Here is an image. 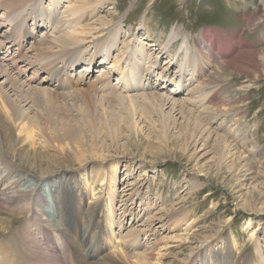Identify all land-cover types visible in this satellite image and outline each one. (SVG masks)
Masks as SVG:
<instances>
[{
    "label": "bare ground",
    "instance_id": "6f19581e",
    "mask_svg": "<svg viewBox=\"0 0 264 264\" xmlns=\"http://www.w3.org/2000/svg\"><path fill=\"white\" fill-rule=\"evenodd\" d=\"M43 1L0 0V28L6 27L0 37V264H67L68 252L74 264L187 262L173 252H191L194 234L180 238L173 250L167 239L155 240L153 247L141 243L143 235L147 240L156 238L151 226L154 220H161L162 212L156 219L146 216L148 197H140L144 205L139 209L133 206L138 191L128 187L118 190L122 166L108 156L115 144L108 147L106 138L114 143L125 130L136 133L137 115L153 125L159 122L163 136L171 127L178 129V116L186 119L187 111V116H195V110H187L172 91L165 92L164 83L157 85L152 78L173 82L175 90L186 76L191 85L201 75L211 80L216 75L206 70L209 63L220 73L224 63L219 64L218 59L229 57L221 44L228 50L239 46L205 31L192 43L173 30L161 44L150 43L153 50H148L142 39L131 45L125 39L120 47L119 23L98 17L97 5L107 0H69L64 10L62 0H50L47 8ZM243 1L248 11L256 0ZM143 22L146 27L147 17ZM145 36L151 35L147 32ZM29 39L32 45L27 48ZM165 54L169 59L160 70ZM82 61L86 62L85 73L74 75L72 70ZM175 64L178 77L170 72ZM96 67L101 69L100 75L92 80ZM114 72L120 76L116 85L111 82ZM210 82L192 85L195 97H189L191 105L210 96ZM220 113L203 115L210 122ZM205 130L192 136L195 148L200 141L202 147L208 143L211 135L204 138ZM220 139L223 155L237 149L224 137ZM45 186L49 199L42 193ZM51 211L59 217L56 222L51 220L56 216ZM178 214H165L172 227L183 220ZM128 216L131 223L126 226ZM186 229L191 231L192 226ZM221 253L214 254L216 263L235 259L233 264H245L230 250L229 259L228 253Z\"/></svg>",
    "mask_w": 264,
    "mask_h": 264
},
{
    "label": "rangeland",
    "instance_id": "374dc122",
    "mask_svg": "<svg viewBox=\"0 0 264 264\" xmlns=\"http://www.w3.org/2000/svg\"><path fill=\"white\" fill-rule=\"evenodd\" d=\"M68 1H61L62 10L65 9ZM49 4L50 0L43 1L45 8ZM97 7L98 17L106 16L119 23L122 31L118 36L120 47L125 39L129 45L142 39L145 47L153 50L149 48L150 43L161 44L168 39L173 30L180 31L182 37L191 39L192 43L205 31L219 34L224 43L233 40L236 46H239L228 50L225 49L224 44H221V50L229 54V57L218 59L219 64L224 63V70L218 73L216 65L209 63L206 70L215 72V78L206 80L207 78L201 75L192 85L202 80L213 82L209 85V92L206 91L210 96H207L206 100L198 101L199 103L196 101L193 106L189 103V97L194 94L190 90L193 87L191 81L187 82L188 76L181 78L182 85L176 87V90L173 82L165 83L160 76L152 78V82L157 85L164 83L165 92L172 91L179 103H185L187 110L190 108L195 110V116H187L188 111L186 119L180 120L178 116L180 122L178 129L171 127L168 129L169 134L163 136L162 125L159 122H154L153 125L145 117L137 115L136 133L128 129L117 142L112 143L106 138V143L108 147L110 144H115V147L109 149L108 156L120 161L122 166L118 190L128 187L138 191L139 196L135 197L133 206L139 209L144 205V201L140 203V197H148L145 202L150 209L146 216L149 214L156 219L162 212L163 219L154 220L151 226L157 233L156 238L147 240L143 235L141 243L153 247L155 240L167 239L169 249L172 247L173 250L179 245V240L194 234L197 237L191 252L190 249H184L183 252L176 249L173 252L183 261L188 259L187 262L179 264H219L216 263L214 254L228 253L227 259H229V250L235 253L234 257L242 258L245 264H264V4L262 0H256L255 5L249 6L248 11H245L243 0H107ZM145 17L148 19L146 27L143 22ZM32 25V22L28 24L30 30L33 28ZM5 28H0L1 38L5 34ZM42 29L38 31L40 35L43 33ZM147 32L151 35L148 38L145 36ZM176 44L178 47L180 41ZM31 45L29 39L27 48ZM148 50L146 49V52ZM115 54L112 53V60ZM145 55L147 56V53ZM168 59L167 54L162 56L160 70ZM85 63L84 61L79 63L72 73L75 75L84 72ZM123 65L126 66V63L124 62ZM97 67L94 68V73L92 70V80L100 75L101 69ZM178 71L176 64L170 70L175 77L179 76ZM32 73L33 69L27 75L30 76ZM44 75L40 78L44 79ZM119 77L114 72L111 76L112 84L116 85ZM204 107L208 108L207 111L203 110ZM169 110L166 109V112ZM207 112L221 113L215 121L209 122L203 115H207ZM203 130L206 131L204 138L210 133V139L203 147L200 141L195 148L192 136L195 132L197 135ZM223 137L237 148L232 149L228 155H223L221 150L220 138ZM217 138L221 141H217ZM42 193L46 199L50 198L46 186ZM51 212L55 214V211ZM172 212L179 213L177 217L183 219L173 226L176 229L169 221L167 222V215ZM51 220L57 221L59 217L56 215ZM250 221L252 225L248 226L247 223ZM130 223L131 219L128 216L125 225L129 226ZM163 223L165 226L162 225ZM188 226H192L191 231H186ZM116 231H119V227ZM232 238L235 240L234 246ZM58 244L60 245V242ZM174 254L171 255L170 260ZM65 257L68 259L67 264H70V260L74 264L71 252L66 253ZM234 261L231 263L227 261V264H233Z\"/></svg>",
    "mask_w": 264,
    "mask_h": 264
}]
</instances>
